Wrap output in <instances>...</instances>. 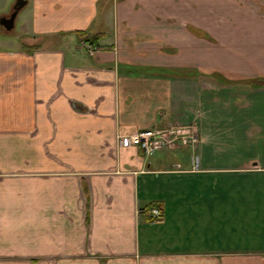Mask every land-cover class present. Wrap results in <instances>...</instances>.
<instances>
[{
    "label": "crops",
    "instance_id": "obj_1",
    "mask_svg": "<svg viewBox=\"0 0 264 264\" xmlns=\"http://www.w3.org/2000/svg\"><path fill=\"white\" fill-rule=\"evenodd\" d=\"M23 9L0 41V264H264V0ZM190 126L195 148L119 141Z\"/></svg>",
    "mask_w": 264,
    "mask_h": 264
},
{
    "label": "built area",
    "instance_id": "obj_2",
    "mask_svg": "<svg viewBox=\"0 0 264 264\" xmlns=\"http://www.w3.org/2000/svg\"><path fill=\"white\" fill-rule=\"evenodd\" d=\"M119 141L123 147L131 144L139 148L144 156H152L159 149H170L181 142L183 145H191L195 148L197 135L195 126H190L186 129L172 127L164 130L148 129L130 137H120ZM152 214L155 217L159 216L156 209L152 211Z\"/></svg>",
    "mask_w": 264,
    "mask_h": 264
},
{
    "label": "rangeland",
    "instance_id": "obj_3",
    "mask_svg": "<svg viewBox=\"0 0 264 264\" xmlns=\"http://www.w3.org/2000/svg\"><path fill=\"white\" fill-rule=\"evenodd\" d=\"M16 0H0V18L8 17L10 15V11L12 10V7L14 5ZM25 9L20 11L16 17L15 23H14V29L10 33H4L0 30V41H12L16 40L17 38L21 37V19L23 18V15L25 14ZM23 40V38L21 39ZM158 156V155H157Z\"/></svg>",
    "mask_w": 264,
    "mask_h": 264
},
{
    "label": "water",
    "instance_id": "obj_4",
    "mask_svg": "<svg viewBox=\"0 0 264 264\" xmlns=\"http://www.w3.org/2000/svg\"><path fill=\"white\" fill-rule=\"evenodd\" d=\"M26 4L27 0H16L12 7V13L10 14V16L8 18H0V26L3 27L6 32L12 31L18 13L26 6Z\"/></svg>",
    "mask_w": 264,
    "mask_h": 264
},
{
    "label": "flooded vegetation",
    "instance_id": "obj_5",
    "mask_svg": "<svg viewBox=\"0 0 264 264\" xmlns=\"http://www.w3.org/2000/svg\"><path fill=\"white\" fill-rule=\"evenodd\" d=\"M10 12L12 13V10H11ZM11 13H10V14H11ZM9 16H10V15H9ZM9 16H8V17H9ZM8 17H7V18H8Z\"/></svg>",
    "mask_w": 264,
    "mask_h": 264
}]
</instances>
